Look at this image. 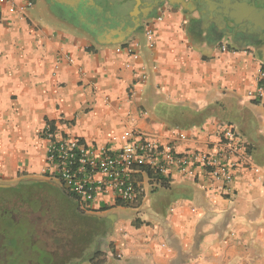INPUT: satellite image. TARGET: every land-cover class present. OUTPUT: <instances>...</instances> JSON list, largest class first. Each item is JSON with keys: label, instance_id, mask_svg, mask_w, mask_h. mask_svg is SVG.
I'll list each match as a JSON object with an SVG mask.
<instances>
[{"label": "crops", "instance_id": "0c3cea01", "mask_svg": "<svg viewBox=\"0 0 264 264\" xmlns=\"http://www.w3.org/2000/svg\"><path fill=\"white\" fill-rule=\"evenodd\" d=\"M90 1L119 37L97 40L43 0L25 18L0 1V183L47 178L48 126L116 150L131 121L164 142L186 133L188 152L229 123L261 172L242 166L229 185L201 167L138 174L135 204L94 212L113 221L99 264H264V95H248L264 69V0H149L131 18ZM134 42L138 57L117 50Z\"/></svg>", "mask_w": 264, "mask_h": 264}, {"label": "built area", "instance_id": "2783aa9c", "mask_svg": "<svg viewBox=\"0 0 264 264\" xmlns=\"http://www.w3.org/2000/svg\"><path fill=\"white\" fill-rule=\"evenodd\" d=\"M0 1L10 11L25 18L36 0ZM138 45L134 42L117 50L125 49L129 55L138 57ZM65 56L71 64H75L76 60L71 55ZM142 78L146 80L147 76L143 74ZM258 79L259 85L248 92L250 97L264 95V69ZM45 133L50 140L45 175L73 192L80 209L86 213L96 212L103 202L135 204L140 197L137 177L140 173L157 180L172 172L192 175L196 167H201L214 180L229 185L234 180L235 171L242 166H250L256 173L261 172V166L252 159L246 140L229 123L221 125L219 139L211 148L188 152L179 151L176 144L178 139L188 138L186 133L176 131L173 139L164 142L142 131L131 121L120 135L123 144L116 150L88 145L74 136L58 137L49 126Z\"/></svg>", "mask_w": 264, "mask_h": 264}, {"label": "trees", "instance_id": "16d2710c", "mask_svg": "<svg viewBox=\"0 0 264 264\" xmlns=\"http://www.w3.org/2000/svg\"><path fill=\"white\" fill-rule=\"evenodd\" d=\"M0 189L17 194L18 202L21 204L11 211H8L10 208H4L5 211L1 213L0 264H79L87 257H90L92 262L98 264L102 262L100 259L102 253L95 247L110 231L112 223L106 217L82 211L73 192L47 180H23L16 186L0 185ZM38 189L47 190L60 209L56 212L53 210L55 204L52 200L34 198L33 195L38 193ZM23 206H28V209L31 206L32 210L18 211ZM40 208L45 209V212H39L43 211ZM104 209L106 206L100 210ZM8 212V215H4ZM49 213L51 216L47 217L52 228L56 230L59 224L64 223V229L71 236L70 242L73 240V243L79 246L74 249L78 252L66 254L61 261L56 260L51 248L43 247L37 239L39 222Z\"/></svg>", "mask_w": 264, "mask_h": 264}, {"label": "rangeland", "instance_id": "374dc122", "mask_svg": "<svg viewBox=\"0 0 264 264\" xmlns=\"http://www.w3.org/2000/svg\"><path fill=\"white\" fill-rule=\"evenodd\" d=\"M147 1L149 0H102V3H103V6L107 8L109 11H112L114 13H121V14L126 15V17L131 18L141 12L142 6ZM227 1L228 0H220L219 2L215 0V3L219 2L223 6ZM20 182L9 184V186H16ZM37 192L38 193L36 194L33 193L34 198L42 197V198L52 200L53 203L55 204V206L53 207V210L56 212L60 209L58 204L55 203L52 195L47 190L38 189ZM20 205L21 204L18 202L17 194H14V192L9 193V191L7 192V191H3L0 189V218H1V213L5 211L4 208L6 209L10 208L8 211H11V209H17L18 207H20ZM40 209H43V208H40ZM31 210H32L31 206H30V209H28V206H23L19 208L18 211L25 212V211H31ZM39 212L44 213L45 209ZM8 214L9 212L4 215H8ZM47 216L50 217L51 214L49 213L43 216L42 220L39 222L40 226H39L37 239L38 241L41 242L43 247L51 248L56 255V260L61 261L62 259L66 257V254H69L70 252L74 251V249L77 247L79 248V246L78 244L75 245L73 243V240L72 242H70L71 236L64 229V223L59 224L60 228L57 227L56 230H54V228H52L51 226V221L48 220ZM101 217H106V216L101 215ZM108 219L110 220L111 223H113V221L110 218ZM74 252H78V251H74Z\"/></svg>", "mask_w": 264, "mask_h": 264}, {"label": "flooded vegetation", "instance_id": "af4514ba", "mask_svg": "<svg viewBox=\"0 0 264 264\" xmlns=\"http://www.w3.org/2000/svg\"><path fill=\"white\" fill-rule=\"evenodd\" d=\"M45 5L58 7L60 11L69 16H74L80 27L91 34L95 39L101 35H110L113 38L119 37L120 25L113 19L110 20L106 13L93 5L90 0H43ZM193 3L189 2V7ZM248 32V31H247ZM251 36V34H247Z\"/></svg>", "mask_w": 264, "mask_h": 264}, {"label": "water", "instance_id": "95a60500", "mask_svg": "<svg viewBox=\"0 0 264 264\" xmlns=\"http://www.w3.org/2000/svg\"><path fill=\"white\" fill-rule=\"evenodd\" d=\"M31 180H47V181H50V182H52L53 184H55V185H57V186H61V184L59 183V182H57V181H55V180H52V179H48V178H46V179H31ZM0 185H3V186H9V184H6V183H0ZM62 187V186H61ZM89 214H93V215H98V216H101V215H99V214H94V213H89ZM106 217H108L109 218V216L108 215H105ZM97 246V245H96ZM95 249H96V247H95Z\"/></svg>", "mask_w": 264, "mask_h": 264}]
</instances>
